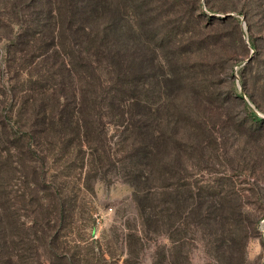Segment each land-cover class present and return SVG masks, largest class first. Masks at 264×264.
Returning <instances> with one entry per match:
<instances>
[{"label": "rangeland", "instance_id": "obj_1", "mask_svg": "<svg viewBox=\"0 0 264 264\" xmlns=\"http://www.w3.org/2000/svg\"><path fill=\"white\" fill-rule=\"evenodd\" d=\"M31 3L0 0V264H264V0H166L150 17L129 9L122 40L131 39V54L143 44L152 59L145 84L161 80L149 113L162 130L167 114L179 113L173 147L159 145L160 179L142 186L129 179L134 144L113 110L103 103L76 113L85 82L75 74L57 69V80L75 89L61 103L93 125L79 136L72 124L37 135L45 127L31 125L23 101L39 93L56 113L37 76L54 60L40 42L19 44L29 21L50 38ZM178 19L186 27L166 44L158 30ZM175 63L178 76L198 65L206 74L214 65L213 75L192 95L171 75Z\"/></svg>", "mask_w": 264, "mask_h": 264}, {"label": "trees", "instance_id": "obj_2", "mask_svg": "<svg viewBox=\"0 0 264 264\" xmlns=\"http://www.w3.org/2000/svg\"><path fill=\"white\" fill-rule=\"evenodd\" d=\"M164 1L166 0H124L123 2L120 0H48L46 4H42L40 0H32L30 6L39 10L37 17H44L50 23V38L47 42L43 41L42 29L39 30L37 24L32 21L24 22L25 28L19 36V44L29 45L34 43V40L40 42L41 44H38L37 48L44 53L50 51L51 53L47 54V57L54 60L49 63L42 75L37 76H40L43 81L42 83L39 80L42 84L41 93L50 92L54 101L52 107L58 114L47 112L46 108L40 105L42 99L39 98V93L37 95L32 92L31 96L23 101V105H28L27 108H31V113L34 112V121L31 125L45 127L42 131L37 130V135L46 134L56 124L62 126H71L72 124L74 132L77 131L76 136H79L83 126L88 124L92 126L94 122L80 120L75 116L76 113L81 114L87 108L99 109L103 103H106L113 110L114 117H117L113 123H120L124 127L123 131L128 134L131 144H134L127 169L130 175L129 179L139 186H142L143 182L149 180L150 177L159 175L155 170V166L158 167L159 163V145L173 147L174 134L170 124L175 116H179V113L176 111L167 114L169 117L166 126L168 137H165L167 130L160 128V117L152 111L149 113L151 108L150 105L147 106L148 101L153 106L156 104L155 93H158L157 97L160 99L159 84L161 80L154 77L155 81L152 80L147 85L145 84L149 77L147 64L152 67V59L147 58L141 52L143 44H139V50L135 46L136 52L131 54L128 44L131 39L126 42L122 39H124L125 33L127 34L128 26L125 22H129L128 11L131 7L136 6L143 9V13L150 17L158 13L159 8H162L160 3H164ZM174 10L175 8H172L171 12L173 13ZM226 19L228 18H224V20ZM101 22L104 26L99 29ZM176 22V26L164 22L162 28L158 30V34L163 36L161 40L166 44L171 43L178 36L179 31L186 27V25L181 27L180 19ZM49 23L44 24L43 28L48 29ZM55 29L57 30L56 35H54ZM37 35L40 36L37 37ZM198 42H193L192 45H196ZM180 53H183L181 48L174 52L175 55ZM132 56L135 57L133 61L131 60ZM132 63L136 64L135 67L132 66ZM55 66H57L56 69H54ZM175 66L177 63L171 64V68L173 67L172 76H178L180 68L175 69ZM209 66L207 74L206 71H202L203 66L189 67L187 69L189 76L180 74L176 82L180 86L184 84V88L192 90L193 95V89L195 87L201 89V85L206 84L207 79L213 75L214 65ZM58 68L67 72L68 78L75 74L85 82V89L83 88L82 92L79 91L81 99L76 113L71 114L68 112L69 105L61 103L63 95H70L72 98L75 89L71 86L68 87V84L62 81L63 79L57 80V77L62 74L57 71ZM103 71L109 76V85L103 83ZM191 73L193 77H196L197 85L192 82ZM145 86H148V89ZM202 91L208 93L209 89L206 87ZM163 96L167 97L166 94ZM91 99H93L92 102ZM152 110L156 112V109L152 108ZM12 111L11 108L9 113ZM2 115L0 114V119ZM252 117L254 123L262 120L253 112ZM3 120H0V125L5 128ZM100 123V120L97 119L96 124L100 125ZM175 125L177 122H174L173 127ZM86 131L88 132V127ZM157 179H160V175Z\"/></svg>", "mask_w": 264, "mask_h": 264}]
</instances>
